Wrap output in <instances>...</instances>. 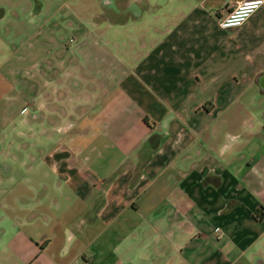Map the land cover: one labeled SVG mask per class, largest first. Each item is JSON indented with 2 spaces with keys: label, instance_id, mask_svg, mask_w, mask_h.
<instances>
[{
  "label": "crops",
  "instance_id": "obj_1",
  "mask_svg": "<svg viewBox=\"0 0 264 264\" xmlns=\"http://www.w3.org/2000/svg\"><path fill=\"white\" fill-rule=\"evenodd\" d=\"M236 1L101 0L49 37L31 72L68 131L31 178L0 146V264H264V5L221 28ZM9 67L0 137L30 116Z\"/></svg>",
  "mask_w": 264,
  "mask_h": 264
},
{
  "label": "rangeland",
  "instance_id": "obj_2",
  "mask_svg": "<svg viewBox=\"0 0 264 264\" xmlns=\"http://www.w3.org/2000/svg\"><path fill=\"white\" fill-rule=\"evenodd\" d=\"M31 1L34 7L32 10ZM65 1L67 4L65 6L60 7L58 4L51 9H46V0H0V68L6 69L10 66L9 68L19 70V78L25 79L28 76L31 78V88H25L23 91L28 101L21 109L22 113L26 110L30 114L27 122L25 119L20 120L23 114L19 115L14 123L13 133L0 137V146L13 147V151L3 156L2 163H17L19 169L16 172L20 179L31 178V172L45 162L48 152L56 145L39 137L40 132L46 130L53 133L52 142L54 143L68 131L66 121L59 115H47L44 102V90H47L44 75L31 72L32 65L35 62H43V47L47 45L50 36L60 37L65 42L75 35L74 24L77 12L82 13L85 24L91 27L93 21H108L107 18L111 14L110 8L116 5L104 6L101 0ZM39 3L42 7L40 11ZM77 6L78 11L71 9H77ZM79 8L82 9L79 10ZM31 11L37 12L33 18ZM95 13L98 14L95 15ZM3 69H0L1 76ZM13 77L16 78L17 75ZM14 88L8 91L11 97L17 93L18 87ZM20 92H22L21 89ZM1 128L3 127L0 122V130ZM5 130H11V127Z\"/></svg>",
  "mask_w": 264,
  "mask_h": 264
},
{
  "label": "built area",
  "instance_id": "obj_3",
  "mask_svg": "<svg viewBox=\"0 0 264 264\" xmlns=\"http://www.w3.org/2000/svg\"><path fill=\"white\" fill-rule=\"evenodd\" d=\"M263 5L264 0L236 1L224 16L219 17L218 24L224 29L239 27Z\"/></svg>",
  "mask_w": 264,
  "mask_h": 264
},
{
  "label": "trees",
  "instance_id": "obj_4",
  "mask_svg": "<svg viewBox=\"0 0 264 264\" xmlns=\"http://www.w3.org/2000/svg\"><path fill=\"white\" fill-rule=\"evenodd\" d=\"M147 121V120H146Z\"/></svg>",
  "mask_w": 264,
  "mask_h": 264
}]
</instances>
